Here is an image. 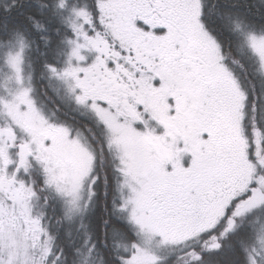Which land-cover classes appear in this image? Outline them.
<instances>
[{"label": "snow or ice", "instance_id": "1", "mask_svg": "<svg viewBox=\"0 0 264 264\" xmlns=\"http://www.w3.org/2000/svg\"><path fill=\"white\" fill-rule=\"evenodd\" d=\"M0 264H264V0H0Z\"/></svg>", "mask_w": 264, "mask_h": 264}]
</instances>
